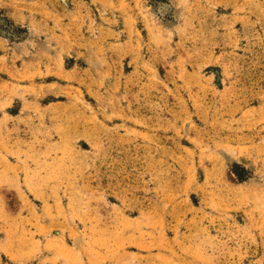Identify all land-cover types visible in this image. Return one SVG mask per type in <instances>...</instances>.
Segmentation results:
<instances>
[{
	"label": "rangeland",
	"instance_id": "rangeland-1",
	"mask_svg": "<svg viewBox=\"0 0 264 264\" xmlns=\"http://www.w3.org/2000/svg\"><path fill=\"white\" fill-rule=\"evenodd\" d=\"M0 264H264V0H0Z\"/></svg>",
	"mask_w": 264,
	"mask_h": 264
}]
</instances>
